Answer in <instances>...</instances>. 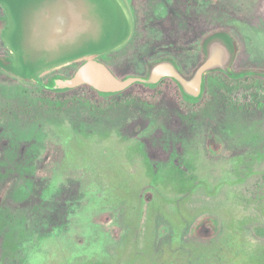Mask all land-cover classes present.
I'll list each match as a JSON object with an SVG mask.
<instances>
[{"label": "rangeland", "instance_id": "1", "mask_svg": "<svg viewBox=\"0 0 264 264\" xmlns=\"http://www.w3.org/2000/svg\"><path fill=\"white\" fill-rule=\"evenodd\" d=\"M121 1L131 36L97 57L121 78L165 56L188 74L218 29L238 43L234 71L264 70V0ZM7 26L0 58L15 57ZM221 72L199 102L83 89L58 110L0 66V264H264V110L235 106L264 79Z\"/></svg>", "mask_w": 264, "mask_h": 264}, {"label": "water", "instance_id": "2", "mask_svg": "<svg viewBox=\"0 0 264 264\" xmlns=\"http://www.w3.org/2000/svg\"><path fill=\"white\" fill-rule=\"evenodd\" d=\"M0 5L8 17L3 38L15 56L1 57L0 66L48 89L88 84L101 92H120L135 83L152 85L170 77L185 95L198 98L209 73L264 75L262 69L234 71V40L218 29L203 38V58L191 73L183 72L172 57H164L152 63L144 76L121 78L97 58L122 47L131 36V19L121 0H0ZM80 61L84 62L73 76L54 75L48 83L41 82L49 71Z\"/></svg>", "mask_w": 264, "mask_h": 264}, {"label": "trees", "instance_id": "3", "mask_svg": "<svg viewBox=\"0 0 264 264\" xmlns=\"http://www.w3.org/2000/svg\"><path fill=\"white\" fill-rule=\"evenodd\" d=\"M5 25H6V17L0 19L1 28H4ZM99 60L102 61L101 58H99ZM76 70L73 72L71 76L74 75ZM221 73L224 75V77L230 80H233L235 82H238L239 80H244L247 78H252L253 80L256 79V81L258 80V77H261L264 79V75H257L254 73L244 74V75L237 76V77L229 76L225 72H221ZM58 76L61 78H65V76L63 75H58ZM46 83H48V81ZM83 89H89L88 91L91 93V98L93 100L94 99L95 100L104 99V100L109 101L113 97L124 96L125 94L128 93V94H131V96L133 97H136V98H139L140 100L148 101V102H157L162 98L164 91L168 89L175 91L176 89V92L184 96L186 100L191 101V102H199V101H202L206 95L207 82H205V87H204V91L202 95L198 98H192V97L185 95V93L183 92V90L181 89L177 81L174 78H169V77L163 79L159 83L152 84V85L135 83L129 86L127 89L120 91V92H101L88 84L81 85L73 89H58V90L48 89L43 84H40L39 93L46 97L45 101L42 102V106L43 108H46V109L53 107L58 110H66V109L72 108L75 106L76 99H77L75 98L74 94H77L79 91ZM249 89L252 90L251 97H253L252 98L253 101L249 99L250 97L248 98V100L246 99V102L238 98V100L235 101L236 103L234 102L236 108L244 110L247 108V106H249L250 108L264 110V85H261L257 82H251L249 84ZM117 103L118 102H114L113 104H111V106Z\"/></svg>", "mask_w": 264, "mask_h": 264}, {"label": "flooded vegetation", "instance_id": "4", "mask_svg": "<svg viewBox=\"0 0 264 264\" xmlns=\"http://www.w3.org/2000/svg\"><path fill=\"white\" fill-rule=\"evenodd\" d=\"M8 23V21H7V17H6V24ZM236 46H237V49H236V54H235V58H234V61H233V66L235 67V63H236V61H237V58H238V43L236 44ZM165 57H172V56H165ZM162 58H164V57H162ZM162 58H159V59H157V60H160V59H162ZM175 61H176V63H177V65L180 67V69L183 71V72H185L184 71V69L181 67V65H180V63H179V61L176 59V58H174V57H172ZM157 60H154V61H152V62H150L149 64H148V67H147V69H146V71H145V73L144 74H147V72H148V70H149V68H150V65H151V63H154V62H156ZM201 61V60H200ZM104 62V61H103ZM200 62H198L196 65H195V67H194V69L196 68V66L199 64ZM193 69V70H194ZM192 70V71H193ZM191 71V72H192ZM191 72H189V73H191ZM215 72H218V71H215ZM186 73V72H185ZM168 78V77H167ZM170 78V77H169ZM205 82H206V77H205V79H204V87H205ZM178 83V82H177ZM204 91V90H203Z\"/></svg>", "mask_w": 264, "mask_h": 264}]
</instances>
